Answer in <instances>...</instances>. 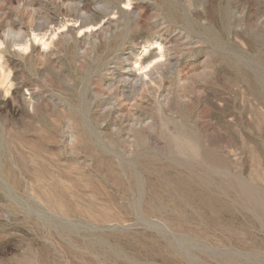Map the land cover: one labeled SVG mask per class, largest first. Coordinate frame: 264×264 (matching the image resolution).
I'll use <instances>...</instances> for the list:
<instances>
[{"label": "rangeland", "instance_id": "374dc122", "mask_svg": "<svg viewBox=\"0 0 264 264\" xmlns=\"http://www.w3.org/2000/svg\"><path fill=\"white\" fill-rule=\"evenodd\" d=\"M0 0V264H264V0Z\"/></svg>", "mask_w": 264, "mask_h": 264}, {"label": "clouds", "instance_id": "9594fccd", "mask_svg": "<svg viewBox=\"0 0 264 264\" xmlns=\"http://www.w3.org/2000/svg\"><path fill=\"white\" fill-rule=\"evenodd\" d=\"M132 0H127L125 6L130 7ZM2 46V45H0ZM13 72L11 69L3 66V57L0 56V90H4L6 95H11L14 88V82L12 81Z\"/></svg>", "mask_w": 264, "mask_h": 264}]
</instances>
